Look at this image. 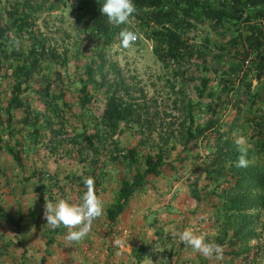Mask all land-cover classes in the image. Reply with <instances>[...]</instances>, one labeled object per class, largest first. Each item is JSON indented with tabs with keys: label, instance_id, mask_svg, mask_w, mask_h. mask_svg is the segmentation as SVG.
<instances>
[{
	"label": "rangeland",
	"instance_id": "1",
	"mask_svg": "<svg viewBox=\"0 0 264 264\" xmlns=\"http://www.w3.org/2000/svg\"><path fill=\"white\" fill-rule=\"evenodd\" d=\"M18 1L22 0H1L2 23L13 25L10 41L16 48H29L30 31H35L52 49V56L43 60L41 69L48 78L45 83L49 82L61 98L57 100L58 108H47L42 117L39 143L27 136L34 126L21 125V111H14L11 132L0 126L4 140L11 138L12 146L17 138L21 142L17 147H22L23 160L20 166L5 147H0V204L11 217L18 219L19 210L24 216L17 227L0 211V264H50L43 256L26 257L32 249L41 255L47 252L44 247L50 246L49 242L58 245L55 264H201L199 252L191 247L181 250L180 238L173 237L190 226L198 235L215 229L213 211L193 197V183L201 193L222 192L227 187L224 176L215 180L198 174L197 166L209 151L207 142L201 139L185 143L188 128L204 124L208 115L202 103L208 100H199L194 89L202 64L197 60L182 69L164 64L153 51L154 42L141 30H133L137 39L128 48L121 46L119 35L111 43H104L84 27L77 18L76 4L69 0H59L51 11L35 13L29 27L18 29L6 12ZM212 1L219 5L217 0ZM123 26L134 28L135 22L130 19ZM231 35L233 32L227 36L216 33L206 25L188 34L197 46H202L206 36L217 46ZM89 66L98 79L119 81L126 99L136 105V116L121 123L117 132L103 120L104 90L90 88L95 99L82 103L80 89ZM40 78L33 81L36 90L28 97L34 110L43 114L46 102L40 97ZM252 79L254 91L263 89L264 79ZM11 80L8 71L1 69L2 108L11 97ZM2 117H8L7 113L2 112ZM47 118L52 119V125L43 123ZM88 135L102 137L97 140L102 147L98 162L86 140ZM132 148L140 155L164 150L166 165L159 176L149 178L108 235L107 209L118 193L121 178L130 177L131 170L121 163L108 162L106 153ZM89 176L95 180L104 212L93 221L83 240L69 241L68 229L63 225L53 230L46 224L45 204L60 198L79 203L86 190L83 179ZM208 198L218 201L215 195ZM250 215L258 221L254 227L257 237L252 241L258 256L248 264H264V208ZM157 231H163V236Z\"/></svg>",
	"mask_w": 264,
	"mask_h": 264
},
{
	"label": "trees",
	"instance_id": "2",
	"mask_svg": "<svg viewBox=\"0 0 264 264\" xmlns=\"http://www.w3.org/2000/svg\"><path fill=\"white\" fill-rule=\"evenodd\" d=\"M58 1L22 0L14 3L6 12L18 29L27 28L32 24L35 13L53 10ZM69 1L76 4L77 18L84 27L98 35L104 43H111L125 28L109 23L101 13L103 0ZM217 1L219 5L216 6L211 3L212 0H134L137 13L131 19L135 26L129 28L141 30L146 38L152 40L155 55L168 66L182 69L197 60L202 64V73L196 77L198 84L194 89L199 100H208L201 101L208 115L204 124L198 123L188 128L185 143L201 139L207 142L209 151L197 166L198 174L215 180L224 176L227 187L222 192L211 190L201 193L197 184L193 183V197L198 204H208L209 210L214 213L215 229L207 230L205 237L223 248V258L220 260L215 256L205 257L202 253L198 258L201 264H248L258 256L252 244L257 237L254 227L258 221L250 214L264 208V86L254 91L252 79V76L259 81L264 79V0ZM200 25H206L225 36L229 32H233V35L217 46L206 36L202 46H197L188 34ZM12 26L2 23L0 13V70L6 69L12 79L11 97L3 108L0 105V126L11 132L14 111H21L24 114L21 125L24 128L34 126L27 136L33 143H39L42 138L39 128L42 117L47 108H58L57 100L61 98L57 91L52 90L49 82L45 83L48 78L41 69L43 60H48L53 52L35 31H30L29 48H16L10 41ZM17 34L13 36L14 40L18 38ZM93 70L90 66L86 69L88 77L80 89L82 103H92L95 99L90 88L104 90L103 120L110 130L117 132L121 123L129 122L136 116V105L126 99L119 81L98 79ZM38 76L41 83L43 81L40 97H44L46 102L43 114L34 110L28 97L30 91L36 90L33 81ZM2 112L7 113L8 117H2ZM43 123L53 124L49 118ZM239 136L245 137L243 147L247 149L249 161L246 168H237L234 164L240 155L235 145ZM101 138L86 136L96 162L102 152L101 145L97 143ZM17 139L12 146V139L4 140L0 132V147H5L17 164L22 166V147H17L21 144ZM106 157L108 162L121 163L131 170L130 177L121 178L118 193L107 209V234L111 235L117 220L136 194L145 188L149 178L161 174L167 156L164 150L140 155L138 150L132 148L124 152L106 153ZM212 195L218 201L208 198ZM0 211L5 220L20 227L24 218L22 211L19 210L18 219L11 217L1 204ZM179 233L173 238H179ZM157 234L163 236L164 233L157 231ZM178 246L181 250L189 247L181 240Z\"/></svg>",
	"mask_w": 264,
	"mask_h": 264
},
{
	"label": "clouds",
	"instance_id": "3",
	"mask_svg": "<svg viewBox=\"0 0 264 264\" xmlns=\"http://www.w3.org/2000/svg\"><path fill=\"white\" fill-rule=\"evenodd\" d=\"M101 13L107 17L109 23L114 25H127L137 7L134 0H103L100 7ZM121 46L128 48L137 39V33L129 28L119 33ZM245 137L239 136L235 140L237 151L240 153L234 162L237 168L248 167L247 149L243 147ZM85 191L82 193L79 203H71L65 198L46 202L44 217L51 229L63 225L68 229L67 239L79 242L83 240L91 229L93 221L104 212V202L99 198L95 190L93 177L83 179ZM180 240L194 251L202 253L205 257H213L217 260L223 258V248L206 239L204 234H197L192 228H186L179 233Z\"/></svg>",
	"mask_w": 264,
	"mask_h": 264
},
{
	"label": "crops",
	"instance_id": "4",
	"mask_svg": "<svg viewBox=\"0 0 264 264\" xmlns=\"http://www.w3.org/2000/svg\"><path fill=\"white\" fill-rule=\"evenodd\" d=\"M49 245L50 246H45L44 247L45 251H47L48 254H47V252H44L41 255V252H39V251L37 253H33L35 250L32 249L31 254L27 255L26 257H30L29 259H31V258H38V256H43L44 258L50 260V264H55L54 258L56 256V253L58 252L57 251L58 250V245H57L56 242L55 243H50L49 242ZM49 254H51V255H49ZM43 257H41V260L44 259ZM29 259L27 260V262H30ZM44 261L45 260H43L42 263H44ZM46 263H47V261H46ZM22 264H24V263L22 262ZM25 264H29V263H25ZM47 264H49V263H47Z\"/></svg>",
	"mask_w": 264,
	"mask_h": 264
}]
</instances>
